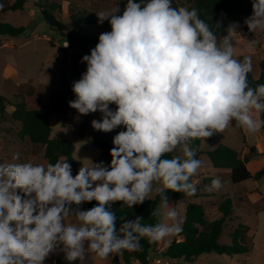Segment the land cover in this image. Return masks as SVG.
Wrapping results in <instances>:
<instances>
[{
  "label": "clouds",
  "instance_id": "clouds-1",
  "mask_svg": "<svg viewBox=\"0 0 264 264\" xmlns=\"http://www.w3.org/2000/svg\"><path fill=\"white\" fill-rule=\"evenodd\" d=\"M97 17L111 30L82 57L86 71L68 103L81 115L101 114L91 121L94 130H126L113 137L110 164L82 166L75 176L63 157L0 163V264H44L58 249L67 261L87 264L90 253L108 259L142 251L143 239L154 244L179 234V202L170 203L167 193H197L192 178L203 161L192 142L232 122L250 134L264 127V84L250 86L252 57L238 58V22L218 37L220 21L210 25L198 9L173 7V0H127L122 13L117 5ZM244 24L264 32V0H252ZM256 44L248 41L249 51ZM205 187L218 191L223 184L216 177ZM153 194L159 196L149 215L155 223L122 217L117 227L114 203L132 208ZM92 201L97 204L80 209Z\"/></svg>",
  "mask_w": 264,
  "mask_h": 264
},
{
  "label": "rangeland",
  "instance_id": "rangeland-1",
  "mask_svg": "<svg viewBox=\"0 0 264 264\" xmlns=\"http://www.w3.org/2000/svg\"><path fill=\"white\" fill-rule=\"evenodd\" d=\"M15 0H0V18L15 26H24L25 31L15 37L0 36V95L8 100L6 106L7 116L13 111V104L24 98L28 108L46 109L49 105L50 97L56 93H67L70 101L75 100L76 96L72 91L73 83L78 81L86 71V63H81L84 55H89L96 44L92 43L84 34H78L71 25L68 17L69 3L81 4L87 9L88 14L95 11H111L117 5L120 6L121 13L127 0H51L59 5L56 14L59 21L63 24L61 30L50 26L40 9L29 0L22 9L12 11L7 10V6ZM51 11L50 9H47ZM245 18L239 17L233 22H238L240 27L237 31L241 34L235 37L236 52L239 59L244 55L252 57L251 73L257 78L261 72L260 62L264 60V32H249L244 24ZM232 22V23H233ZM231 23V24H232ZM110 30L108 21H104L101 28H85L90 34H97V30ZM257 41L254 50L249 51L248 41ZM68 47H64L65 44ZM11 103V104H10ZM115 109V105H110ZM70 122L66 126H61L56 118H50L52 126V136L67 139L75 145L73 160L77 164V170L82 166L89 167L91 163L106 162L102 159L100 149L92 144L91 126L93 119L99 120V112L81 115L76 109L70 107ZM85 128L86 137L80 138L78 135L82 128ZM20 125L10 121H0V163H24L47 164L42 151H35L34 147L27 140L19 139ZM125 130L123 126L113 130L110 138H113L119 131ZM262 132L246 135V143L250 145H261L264 152V141L261 140ZM245 136L239 126L232 122L223 132L216 133L210 138L194 140L193 146L199 150H212L219 144H226L234 149H241L244 146ZM258 148V147H257ZM19 153V160L13 161V155ZM203 161L202 167L198 170L197 177L215 176L216 168L213 167L208 155L201 153L197 155ZM264 166V155L251 160L248 168L251 172H256ZM73 176L76 174L72 170ZM224 182L230 186L233 192V212L224 225L223 234L219 242L229 244L232 242L230 232L238 225L248 226V235L253 237V248L247 253L235 256L223 255L218 253H206L199 257V264H264V198L261 199L259 189L255 186V181L248 180L240 185H232L229 178ZM233 186V187H231ZM260 191L264 192V176L258 181ZM197 193L188 197L184 194L175 195L174 192L168 194L170 203H178V211L181 221L185 218L186 205L191 201H198L199 198L209 199L211 195L201 192L197 185ZM201 192V193H200ZM156 195L153 194V198ZM197 197V198H195ZM212 200V199H211ZM210 200V201H211ZM206 206L212 204L205 201ZM75 208L76 206L73 205ZM84 210L83 204L79 206ZM222 217L221 212H216L213 216L209 213L208 219ZM170 236L160 241L166 245L173 239ZM152 256L161 255L163 251L159 245H155ZM112 254L108 259H100L94 253H90L87 264H111ZM44 264H80V262H69L65 259L63 252L59 249L50 254ZM172 264H184L183 261L173 260Z\"/></svg>",
  "mask_w": 264,
  "mask_h": 264
},
{
  "label": "trees",
  "instance_id": "trees-1",
  "mask_svg": "<svg viewBox=\"0 0 264 264\" xmlns=\"http://www.w3.org/2000/svg\"><path fill=\"white\" fill-rule=\"evenodd\" d=\"M29 0H15L7 6V10H20ZM34 6L38 7L43 13L46 22L57 29L61 30L63 24L59 21L56 14L58 4L51 0H32ZM173 7H185L189 10L198 9L202 19H205L210 25H215L217 21L221 22V28L217 32L218 37L226 35V29L235 19L246 18L252 14V0H173ZM50 9L51 11H48ZM88 14L87 9L81 4L69 3L68 17L71 27L78 34H84L90 41L97 45L101 33L105 29L97 30V34H88L84 29L101 28L95 11ZM211 19H208V18ZM111 30V28H110ZM109 30V31H110ZM25 31L24 26H15L0 18V36L15 37ZM261 72L257 78L250 72L248 80L250 86L255 87L257 84H264V60L260 62ZM69 96L67 93H56L50 97L49 105L46 109L28 108L27 101L22 98L13 104V111L7 116L6 106L9 104L5 96L0 95V121L8 119L20 125L19 139H27L34 147L35 151H42L46 162L55 163L60 158L68 159L72 170L77 174V164L73 160L75 145L67 139L52 136L51 117H55L61 126H66L70 122ZM11 104V103H10ZM116 107V106H115ZM264 119V113L260 114ZM125 129V128H124ZM126 130V129H125ZM264 137V127L261 128ZM111 132L105 133L94 130L92 133V144L101 150V158L106 164H110V149L113 148L112 140L109 138ZM84 139L86 137L85 128L81 129L78 135ZM200 152L197 151V155ZM212 162L213 167L229 169L228 176L233 185L239 184L248 179L259 180L264 176V166L252 173L248 169V162L258 154L255 146H250L248 152L242 155L226 144H219L212 150L205 152ZM173 154H169V158ZM216 177H203L202 183L210 185L211 180ZM220 178V177H219ZM221 179V178H220ZM222 181V179H221ZM223 184V182H222ZM222 190L225 189L223 186ZM171 192L167 193L170 194ZM175 195L183 194L176 193ZM159 203V196L156 195L151 200H146L141 205H134L128 208L122 205V202H116L112 205V210L117 216V227L122 223V217L128 220L135 219L137 216L144 218L143 223H155V218H149L150 212ZM97 204L96 201L83 203L84 210H88ZM222 217L219 219L209 220L206 217V211L201 203L190 202L186 206L185 218L182 222V231L176 235L169 246L163 251L164 257L171 260L183 261L185 263L194 262L200 255L215 252L218 254L237 255L247 253L253 248V237L248 235L249 228L245 224H240L230 232L232 242L222 244L219 242L223 234L224 225L227 218L232 215V199L226 194L219 205ZM180 238V240H178ZM143 250L138 252L124 251L122 255L115 254L111 259V264H149L151 251L156 245L150 244L147 239L141 241Z\"/></svg>",
  "mask_w": 264,
  "mask_h": 264
},
{
  "label": "crops",
  "instance_id": "crops-1",
  "mask_svg": "<svg viewBox=\"0 0 264 264\" xmlns=\"http://www.w3.org/2000/svg\"><path fill=\"white\" fill-rule=\"evenodd\" d=\"M12 112V111H11ZM10 112V113H11ZM239 128H240V130H241V132L243 133V135L245 136V139H244V146L241 148V149H235L236 151H238V152H241L242 153V155H245L247 152H248V150H249V147L250 146H254V145H250V146H248L247 145V143H246V135L248 134L246 131H244L240 126H239ZM261 131V130H260ZM111 134V133H110ZM110 136V135H109ZM110 138V137H109ZM261 140L262 141H264V137H263V135L261 136ZM229 146V145H228ZM231 147V146H230ZM256 148H257V151H258V154L256 155V156H254L252 159H250V161L251 160H253L254 158H256V157H258V156H261V155H264V152H263V150H262V146L261 145H256L255 146ZM234 149V148H233ZM101 151V150H100ZM206 151H208V150H199V154H201V153H205ZM198 154V155H199ZM206 154V153H205ZM101 157V156H100ZM249 161V162H250ZM249 162H248V164H249ZM247 164V165H248ZM249 169V168H248ZM228 172H229V169H222V168H216V172H215V176H204V175H202V174H200L198 177H197V175L196 176H194L193 178H192V180H194V181H197L198 183H197V185H198V187H199V189L201 190V192H204V193H206V194H208V195H211V197H209V199H205V198H203V199H201V198H199V200L198 201H191V202H197V203H201V204H203V206H204V208H205V211H206V217L208 218V216H209V213L211 212L212 213V216L216 213V212H220V210H219V205L221 204V202H222V200H223V198H224V196L226 195V194H228L230 197H231V195L233 194V192L232 191H230L231 189H230V186L229 185H227L225 182H224V179H227V178H229V176H228ZM252 173H255V172H252ZM203 177H220L221 179H222V182H223V186L225 187V189H220V190H218V191H211V192H209V191H207L206 190V185L204 184V183H202V178ZM230 180V179H229ZM248 180H253V179H248ZM248 180H246V181H248ZM260 180V179H259ZM259 180H253V181H255V186H256V188H258L259 189V193H260V197H261V199L262 198H264V192H262V191H260V187H258V181ZM243 182H245V181H243ZM242 183V182H241ZM241 183H239V184H236V185H240ZM232 184V183H231ZM233 185V184H232ZM234 186V185H233ZM233 186H231V187H233ZM200 192V193H201ZM195 198H197V197H195ZM212 199V200H211ZM231 199H232V212H233V198L231 197ZM206 200H208V202H210L212 205L210 206V207H207L206 206ZM211 200V201H210ZM187 206V205H186ZM217 219H219V218H217ZM210 220H214V219H210ZM183 222V221H182ZM175 237H176V235H175ZM174 237V238H175ZM173 238V239H174ZM173 239H171L170 240V242L169 243H167L166 245H163V243L162 242H157L156 243V245H159L160 246V248H161V250L162 251H165L166 250V248L169 246V244L171 243V241L173 240ZM178 240H180V238H178ZM230 244V243H229ZM158 250V248L156 247V248H153L152 249V251H151V255H150V257L152 256V254L154 253V251H157ZM212 253V252H211ZM215 253V252H214ZM223 255H226V254H223ZM233 256H235V255H233ZM199 257H201V255L199 256ZM199 257L194 261V262H192V263H185V264H199ZM134 264H139L138 262H135Z\"/></svg>",
  "mask_w": 264,
  "mask_h": 264
},
{
  "label": "built area",
  "instance_id": "built-area-1",
  "mask_svg": "<svg viewBox=\"0 0 264 264\" xmlns=\"http://www.w3.org/2000/svg\"><path fill=\"white\" fill-rule=\"evenodd\" d=\"M172 261L173 260L164 257L162 254L149 257V264H172Z\"/></svg>",
  "mask_w": 264,
  "mask_h": 264
}]
</instances>
